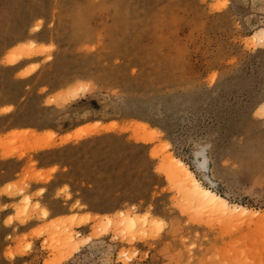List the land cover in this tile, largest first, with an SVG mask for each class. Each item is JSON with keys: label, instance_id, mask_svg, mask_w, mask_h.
Here are the masks:
<instances>
[{"label": "rangeland", "instance_id": "374dc122", "mask_svg": "<svg viewBox=\"0 0 264 264\" xmlns=\"http://www.w3.org/2000/svg\"><path fill=\"white\" fill-rule=\"evenodd\" d=\"M263 30L264 0H0V264H264ZM55 183L119 205L49 219Z\"/></svg>", "mask_w": 264, "mask_h": 264}, {"label": "bare ground", "instance_id": "6f19581e", "mask_svg": "<svg viewBox=\"0 0 264 264\" xmlns=\"http://www.w3.org/2000/svg\"><path fill=\"white\" fill-rule=\"evenodd\" d=\"M258 36L262 40H264V30L261 31L259 34L254 35L252 39L257 40ZM88 129H89L88 127L79 128L74 132L63 136L61 138L62 141L61 144H64L70 140H78L82 138L83 135L88 134ZM51 146L53 145L40 146L38 147V149H46ZM168 158H169L168 162L170 165L169 168L171 167L170 169H172L174 174H176L178 181H180L183 184V186H185V188L189 189V199L193 202L192 207H194V209H196L198 212L210 211L212 213H216V212L234 213L239 210L237 207H230L224 198L214 193L209 188L203 186L202 183L194 176L192 171L188 169L187 165L184 162H182L180 159L170 156ZM27 202H29V200H27ZM46 211H44V215H47ZM241 211L245 213L248 212L246 209H242ZM148 218L147 217L143 218L142 223L147 224V222H149ZM117 219H119L120 221L119 224L124 226L126 233H129L131 231L133 232L135 228H137L138 224L141 223L140 217L132 216V213H124L123 211H119V216L117 217ZM106 225L111 227L117 225V223L112 219L108 218L106 220ZM67 243L69 242H66V244ZM62 262H64V260H61L60 262H58V264H61Z\"/></svg>", "mask_w": 264, "mask_h": 264}, {"label": "crops", "instance_id": "0c3cea01", "mask_svg": "<svg viewBox=\"0 0 264 264\" xmlns=\"http://www.w3.org/2000/svg\"><path fill=\"white\" fill-rule=\"evenodd\" d=\"M72 144H74V143H69V144H66L64 146L72 145ZM61 147H63V146H61ZM57 148H60V147H57ZM57 148H54V149H57ZM44 151H40V152H38V154L44 153ZM55 165L56 164L54 162H49V163L41 165V169H47V168H49L51 166H55ZM62 187H64L63 183H55L51 186L50 185L46 186V188H45V192H47V195H45L41 199V202L48 204V211H49L48 218L49 219H53V218H56L59 216L71 214V212L69 211V208H70V206L74 205L75 202H78V205L81 206L82 208H84L81 211H73L76 214H83V213L99 214V215L111 214L112 212H114L115 208H117L119 205V204H115V205L111 204V205H109V206H111L110 207L111 209H108V210L92 208L91 204H88L87 202H85V200H83L82 195H80V196L77 195V194H79L78 191H80V188L78 186H65V187H67V193L69 195V197L67 199H64L63 196H59V197L54 196V193L56 191H59ZM45 192H43V194ZM46 196H47V198H48V196H51L52 201L50 202L49 200H47ZM51 203H53V204H51ZM50 204H51V206H50ZM20 228L21 227L18 226L17 231L21 232V233L24 232V231H20ZM78 229L83 231V232L85 230V229H83V227H79ZM17 259L18 260H25L26 262H28L27 258L23 259L22 257L21 258L18 257Z\"/></svg>", "mask_w": 264, "mask_h": 264}]
</instances>
